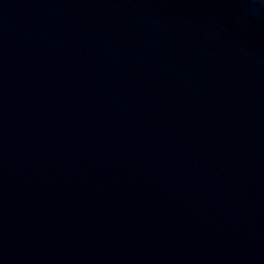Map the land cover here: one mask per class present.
<instances>
[{"label":"water","instance_id":"1","mask_svg":"<svg viewBox=\"0 0 264 264\" xmlns=\"http://www.w3.org/2000/svg\"><path fill=\"white\" fill-rule=\"evenodd\" d=\"M0 264H264V0H0Z\"/></svg>","mask_w":264,"mask_h":264}]
</instances>
